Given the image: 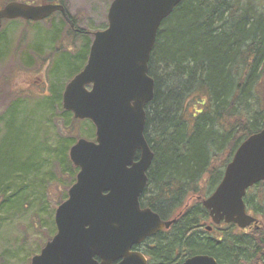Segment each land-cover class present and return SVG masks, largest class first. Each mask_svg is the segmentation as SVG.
<instances>
[{
    "label": "trees",
    "instance_id": "trees-1",
    "mask_svg": "<svg viewBox=\"0 0 264 264\" xmlns=\"http://www.w3.org/2000/svg\"><path fill=\"white\" fill-rule=\"evenodd\" d=\"M69 31L73 37L87 39L83 46L87 48L84 65L90 36L83 30ZM3 45H7L6 41ZM148 74L154 80V98L146 109L144 136L155 161L146 195L149 205L162 214V201L169 200L180 210L188 197L202 195V182L208 188L210 184L216 187L221 172H213V162L228 148L221 168L224 170L241 142L264 129V0H182L158 30ZM56 84L50 86L45 100L37 102L32 110L44 113L41 108L52 110L59 105L60 134L52 154L57 146H63L64 153L56 158L53 154L59 173L54 177L67 176L71 186L78 169L70 162L68 150L76 140L73 133L79 121L62 110V88L58 89ZM17 106L13 104L7 110L1 131L12 123L22 131L27 124V116L23 117L24 112L19 113ZM189 107L199 108L192 112V124L186 118ZM81 123H88L94 131L89 122ZM212 133L216 134L215 139L210 138ZM31 138L35 144L36 138ZM219 141L221 148L217 147ZM36 173L32 174L35 179ZM215 175L217 182L212 183ZM19 177L0 182V210L12 209L4 205L13 196L9 192L11 183H21ZM244 203L258 217L256 226L238 230L225 225L219 238L205 235L199 229L207 211L196 202L182 211L173 224L170 242L178 247L183 258L206 255L218 264H264V182L247 192ZM172 248L163 250L168 254Z\"/></svg>",
    "mask_w": 264,
    "mask_h": 264
},
{
    "label": "water",
    "instance_id": "water-1",
    "mask_svg": "<svg viewBox=\"0 0 264 264\" xmlns=\"http://www.w3.org/2000/svg\"><path fill=\"white\" fill-rule=\"evenodd\" d=\"M181 2H111L107 28L93 34L84 68L62 94L63 110L76 120L90 121L95 140L80 138L70 147L69 160L79 171L67 199L55 209L56 233L29 264H112L122 258L120 264H144L140 255L129 253L130 247L171 225L172 221L162 222L150 210H141L139 196L154 158L144 136L146 106L154 97L148 64L162 22ZM57 12L73 28L62 5L9 2L0 9V30L3 21L36 23ZM261 182L264 129L241 142L220 183L201 204L215 225L256 226L244 197ZM183 264L218 263L196 255Z\"/></svg>",
    "mask_w": 264,
    "mask_h": 264
},
{
    "label": "rangeland",
    "instance_id": "rangeland-1",
    "mask_svg": "<svg viewBox=\"0 0 264 264\" xmlns=\"http://www.w3.org/2000/svg\"><path fill=\"white\" fill-rule=\"evenodd\" d=\"M51 1L64 3L69 16L76 21L74 28L91 36H87L89 45L92 34L107 27L106 16L112 0ZM9 2H27L32 6L43 4L39 0H0V9ZM62 19L56 13L38 23L5 21L0 30L3 36L0 42V128L7 110L13 104L18 105L17 111L21 114L24 112L23 117L27 116L25 120L28 121L22 131L13 123L5 131L0 130V137L5 132L0 138V182L5 179L17 180L16 175L20 176L18 179L21 182L11 183L9 192H13V196L4 206L12 209L0 210V264L30 263V259L55 234L54 212L58 204L65 200L70 187L67 176L54 177L59 173L53 154L56 158L64 153L63 146H57L52 154L56 137L60 134L57 122L60 107L53 106L52 110L41 108L44 113L32 110L37 102L45 100L43 97L49 94V88L54 83H58V89L62 88V95L69 82L67 78L81 69L86 58L87 48L83 46L87 39L83 36L73 37L68 24ZM4 41L6 46L3 45ZM51 93L55 94L54 90ZM196 110L199 108L189 107L187 111L186 118L191 124L194 117L192 112ZM75 126L77 129L73 136L76 139L93 140L94 131L89 129L88 123L82 125L76 122ZM31 137L36 138L35 144H32ZM210 138L215 139L216 134L212 133ZM40 142L42 144L38 145ZM217 144L221 148L220 141ZM227 152L228 148L212 165V169H215L213 172L220 170L221 177ZM34 172H37L36 179L32 176ZM217 178L213 176L212 183L217 182ZM207 185L201 183V201L216 188L211 184L208 188ZM192 197H188L187 201L191 204L198 202L197 195ZM248 214L255 217L251 211ZM216 234L213 232L210 236L216 237Z\"/></svg>",
    "mask_w": 264,
    "mask_h": 264
},
{
    "label": "flooded vegetation",
    "instance_id": "flooded-vegetation-1",
    "mask_svg": "<svg viewBox=\"0 0 264 264\" xmlns=\"http://www.w3.org/2000/svg\"><path fill=\"white\" fill-rule=\"evenodd\" d=\"M60 3L61 2H57ZM155 159L153 158L152 163L150 167L146 171L147 176V183L146 186L142 192V194L139 196V206L141 210H150L151 212L158 215L159 219L162 222H171V225L168 228H163L162 230L158 231L154 235L145 238L142 242L138 244H133L130 249V254H138L141 256V262L144 261V264H183L186 259L183 258V255L181 254L178 247L173 245L170 242V233L172 230L173 224L176 222L178 218L182 216V211H184L186 208L191 207L193 204L192 202L187 201L188 198L185 200V205L182 209L177 210L173 204L170 205L169 200H164L161 203H163L164 208L162 209L163 213H158L153 207L149 205V196L146 195V189L150 184V172L152 169V166L154 164ZM134 162H138V155H136V158L134 159ZM151 190H148V193H150ZM193 198V197H191ZM196 200L201 204V199L199 196L196 197ZM187 201V203H186ZM169 205V206H167ZM225 226L224 223H220L219 225H215L212 223L211 218L207 212V217L202 222V227L199 229L200 232H204L205 235H210L213 232H217L216 237H220V230ZM203 229V230H202ZM209 229V230H208ZM207 230V231H206ZM173 246V251L166 254L163 250L165 247H171ZM159 248V251L155 252V250ZM97 262H100L98 258H94ZM124 261V259H118L114 261L112 264H120Z\"/></svg>",
    "mask_w": 264,
    "mask_h": 264
}]
</instances>
